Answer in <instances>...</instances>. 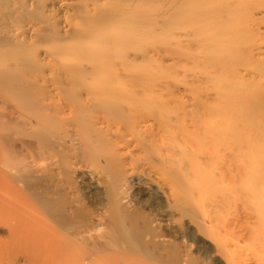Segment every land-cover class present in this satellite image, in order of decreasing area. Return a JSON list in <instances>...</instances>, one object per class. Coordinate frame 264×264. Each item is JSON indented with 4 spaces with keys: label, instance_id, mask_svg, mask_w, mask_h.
<instances>
[{
    "label": "bare ground",
    "instance_id": "bare-ground-1",
    "mask_svg": "<svg viewBox=\"0 0 264 264\" xmlns=\"http://www.w3.org/2000/svg\"><path fill=\"white\" fill-rule=\"evenodd\" d=\"M249 160L264 0H0V264H259Z\"/></svg>",
    "mask_w": 264,
    "mask_h": 264
},
{
    "label": "rangeland",
    "instance_id": "rangeland-1",
    "mask_svg": "<svg viewBox=\"0 0 264 264\" xmlns=\"http://www.w3.org/2000/svg\"><path fill=\"white\" fill-rule=\"evenodd\" d=\"M253 158H254V157H253ZM253 158H251V159H253ZM255 158H256V157H255ZM258 158H259V157H258ZM257 160H258V159H257ZM257 160H256V161H257ZM250 161H251V160H249V167H248V168L251 169V168L253 167L254 169H253V168H252L251 170L249 169L248 172H247L248 175H247V174H246V175H247V180L250 181L252 185L250 184V182L247 181L249 184L246 183V186L248 185V187H250V186H251V187H254L253 185L255 184V182H254V184H253L252 181H254L253 179H254L258 174H260L259 171H262V173L264 172V170H263V168H262V167H264V166H261V165H263V164H261V163L259 164L258 161H257L256 163L254 162L255 160H254V161L252 160V162H250ZM259 161H260V159H259ZM260 162H262V160H261ZM262 163H263V162H262ZM251 165H252V166H251ZM253 165H256V166H253ZM256 168H257L258 170H259V169H260V170L257 171ZM212 170H214V172H216L215 174H217V172L220 171V170H218V168H217V171H216V169H212ZM212 170H209L210 173H214V172H211ZM255 170H256V171H255ZM254 171H255V172H254ZM252 172H253V173H252ZM256 172H257V173H256ZM210 173H209V174L207 173V176L210 175ZM218 173H219V172H218ZM249 173H250V174H249ZM262 173H261V174H262ZM217 175H218V174H217ZM251 175H252L253 177H252ZM248 176H249V177H248ZM250 176H251V177H250ZM258 177H259V176H258ZM248 178H250V179H248ZM252 178H253V179H252ZM256 178H257V177H256ZM251 179H252V180H251ZM255 181H256V180H255ZM263 182H264V181H263ZM218 183L220 184L221 182H218ZM261 183H262V182H261ZM261 183H260V184H261ZM221 184H223V183H221ZM256 184H257V183H256ZM214 186H215V188H216V185H214ZM217 186H218V185H217ZM222 186H223V185H222ZM218 187H219V186H218ZM248 187H247V188H248ZM255 187H257V186H255ZM255 187H254L252 190H251V188L248 189V192H249V190H250V191H254V193L251 192L252 194H254V195H252L253 198H252V196H251V198L248 199V200H250L249 203L252 202L253 199H254V200H255V199H258L260 196H262V193H264V189H263V191H261V189L264 188V184H263V187H262V185H261V189H260V190H258V189H259L258 187H257L258 189L255 188ZM259 187H260V186H259ZM213 188H214V187H213ZM222 188H223V187H222ZM216 189H217V188H216ZM218 189H219V188H218ZM223 189L225 190L226 188H223ZM223 189H222V191H221V189H219L220 192H219V191H218V192H219L220 194H221V193H224ZM227 189H228V188H227ZM213 190H214V189H213ZM213 190H212V191H213ZM225 191H227V190H225ZM255 191H257V192L259 191V192L261 193V195L258 193V195H260V196H259V197L256 196V195H257V194H256L257 192H255ZM216 192H217V191H216ZM219 193H217V194H216V193H215V194L212 193L211 195H216V196H217ZM249 195H251V194H249ZM218 196H219V195H218ZM203 197L205 198V195H204ZM207 197H208V196H207ZM256 197H258V198H256ZM204 198H203V199H204ZM211 198H212V197H211ZM215 198H216V197H215ZM233 198H234V197H232V199H230V201H232ZM236 198H237V197H236ZM207 199H208V198H206V203H208V201L211 203V199H208V201H207ZM237 199H238V200H237ZM237 199H236V200L234 199V202H233V201H232V202H229L230 204H228V202H227V203L225 204L226 206H223V208H225L226 210L223 209V208H221V209L219 208V209H215V211H214V208H213V210H212V207H210L211 210H212V212H210L209 209H208V210H209V212L211 213L212 216H215V217H216V215H217V217H216L217 220H218V217H219L221 220H222V218H223V219H226V218H228V219H229V218H231V219L236 218L237 215H238V216H239V215H240V216L242 215V214H241V210H243V209L245 208V206H246L241 200H239V197H238ZM212 200H214V198H213ZM202 201H203V200H202ZM235 201H237V203H236ZM238 201H240L241 203L238 202ZM258 201H259V200H258ZM254 202H255V201H254ZM256 202H257V201H256ZM203 203H204V202H203ZM203 203H202V204H203ZM232 203H234V204H232ZM239 203H240V204L243 203L245 206H242V207H241V205H239ZM247 203H248V201H247ZM252 203H253V202H252ZM250 204H251V203H250ZM250 204H249V205H250ZM205 205H206V204H205ZM205 205H204V206H205ZM209 205H210V204H209ZM230 205H231V206H230ZM249 205H247V206H248V207H247L248 209L246 208L247 211L244 209L243 212H244V211H246V212H250V211H249V207H251L252 205H251V206H249ZM253 205H254V204H253ZM207 206H208V205H207ZM207 206H205V207H207ZM238 206H239V207H238ZM205 207H203V205H202V209H204ZM235 207H236L237 209H236ZM207 208H209V207H207ZM242 208H243V209H242ZM205 209H206V208H205ZM217 210H218V213H217ZM219 210L222 211V212H220ZM234 210H235V211H234ZM236 210H237V211H236ZM252 210H253V209H252ZM202 211H203V210H202ZM206 211H207V209L205 210V212H206ZM224 211H225V212H224ZM207 212H208V211H207ZM209 212H208V215H210ZM214 212H215V214H213ZM243 212H242V213H243ZM246 212H245V213H246ZM219 213H220V214H219ZM226 213H227V214H226ZM204 214H205V213H204V211H203V213H202V216H203V217H206V218H208V219H212V218H213V217H212V218L210 217L211 215H210L209 217H207V216H204ZM243 214H244V213H243ZM206 215H207V213H206ZM221 216H222V217H221ZM229 216H230V217H229ZM213 219H214V218H213ZM228 219H227V220H228ZM222 221H223V220H222ZM204 236H205V235H202V237H200V238L197 240V239H193L190 235H187L186 238L184 239V241H185L186 245H189L190 250H191L192 252H194V253H197V251H198V252H201V251H202V252H205V250L207 249V248H205V247L208 246V250H210V251L212 250V254H213V252L215 251V247L211 244V240H210L209 238L207 239V237H206V236L204 237ZM201 238H202V239H201ZM209 240H210V241H209ZM199 242H200V243H199ZM201 242H202V244H201ZM208 242H209V243H208ZM222 242H225V240H223ZM250 242H251V241H249V244H250L249 248H250V249H251V248H252V249L255 248V244H254L253 242H252L253 244L250 243ZM249 244H248V243L246 244V249L248 248L247 246H248ZM251 244L254 245V246H252ZM203 245H204L205 247H204ZM249 248H248V249H249ZM213 249H214V250H213ZM248 249H247V250H248ZM250 249H249L247 252L245 251L244 253H248V252L250 251ZM252 249H251V253H252ZM253 251H254L253 254H255V251H256V250L253 249ZM248 254H249V253H248ZM249 256H251V254H249ZM259 256H260V255H259ZM261 256H262V257H261ZM261 256H260L261 259H260V257H259L257 260H258V261H259V260H260V261L262 260L261 263L264 264V254L261 255ZM204 262H206V263H204V264H213V262H214V264H223V262L221 261V258H219V257H216V258L214 257V258H210V259L208 258V259H206ZM261 263L259 262V264H261Z\"/></svg>",
    "mask_w": 264,
    "mask_h": 264
}]
</instances>
